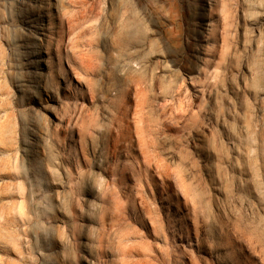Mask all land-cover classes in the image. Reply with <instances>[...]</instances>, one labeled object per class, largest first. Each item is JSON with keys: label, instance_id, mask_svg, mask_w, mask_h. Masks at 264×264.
Returning a JSON list of instances; mask_svg holds the SVG:
<instances>
[{"label": "rangeland", "instance_id": "rangeland-1", "mask_svg": "<svg viewBox=\"0 0 264 264\" xmlns=\"http://www.w3.org/2000/svg\"><path fill=\"white\" fill-rule=\"evenodd\" d=\"M8 3L0 264H264V0Z\"/></svg>", "mask_w": 264, "mask_h": 264}, {"label": "bare ground", "instance_id": "bare-ground-1", "mask_svg": "<svg viewBox=\"0 0 264 264\" xmlns=\"http://www.w3.org/2000/svg\"><path fill=\"white\" fill-rule=\"evenodd\" d=\"M1 4H0V15L5 19V21H6V23L8 22V21H10V19H11V16H10V6H9V3H8V0H1V2H0ZM37 14V13H36ZM52 17V20H53V15H51ZM40 17H42L41 15H40ZM35 24H34V26L33 27H36V24H38L39 25V22H38V20L37 21H35L34 22ZM7 26L5 27V28H3V29H5L6 30V32H7V34H6V36L8 35V38H11V27L8 25V24H6ZM13 33V32H12ZM34 31H32L31 30V35L33 34L34 35ZM16 34V33H15ZM15 36V35H14ZM13 39V38H12ZM16 40V39H15ZM15 40H14V42H15ZM41 40V44H42V41H43V39H40ZM12 41V40H11ZM10 43H12V42H10ZM37 46V45H36ZM213 48H212V46L210 45V48H209V51L210 50H212ZM35 54H37V47H35ZM39 51V50H38ZM39 59L38 58H36L35 60H34V63H35V65H37L38 64V66H39ZM34 65V66H35ZM31 75V74H30ZM45 108H47V109H49L50 107L49 106H45Z\"/></svg>", "mask_w": 264, "mask_h": 264}]
</instances>
